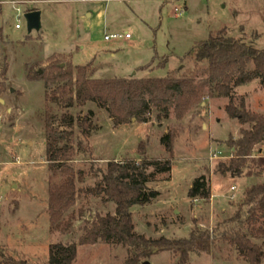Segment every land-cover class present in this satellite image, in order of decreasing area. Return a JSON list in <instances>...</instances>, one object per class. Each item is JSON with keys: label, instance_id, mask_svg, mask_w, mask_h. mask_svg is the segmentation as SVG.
<instances>
[{"label": "rangeland", "instance_id": "obj_1", "mask_svg": "<svg viewBox=\"0 0 264 264\" xmlns=\"http://www.w3.org/2000/svg\"><path fill=\"white\" fill-rule=\"evenodd\" d=\"M33 10L41 12V29L29 32L24 14ZM0 28V264L8 259L48 264L49 246L57 242L77 243L72 264H127L133 256L123 245L78 243L85 219L114 212L113 204L90 193L81 192L75 212L81 209L84 216L70 233L50 229L53 171L46 160L47 113L61 129L68 128L63 114L71 116L75 136L86 147L70 163L84 172L80 188L95 186L110 161H171V171L156 173L148 183L158 196L131 208L136 231L147 238H185L194 228H215L235 213L252 184L264 182V144L241 176L223 177L215 171L223 158L209 160L218 150L227 156L228 139L238 138L242 127L228 117L223 98L207 99L200 113L194 111L181 121L172 114L160 118L153 110L147 123L133 119L116 127L96 103L67 106L62 99H51L54 85L45 87L53 58L63 66L92 62L95 78H159L173 70L189 73L201 67L188 53L221 29L264 49L263 0H0ZM111 34L122 37L105 40ZM236 94L245 98L248 108L264 113L259 80L237 87ZM85 117L91 124L86 138L79 125ZM171 129L177 131L172 154L161 143ZM201 174L210 179L213 203L188 196ZM214 250L192 253L188 264H250L226 243ZM178 259L173 252L154 251L140 264H177Z\"/></svg>", "mask_w": 264, "mask_h": 264}, {"label": "trees", "instance_id": "obj_2", "mask_svg": "<svg viewBox=\"0 0 264 264\" xmlns=\"http://www.w3.org/2000/svg\"><path fill=\"white\" fill-rule=\"evenodd\" d=\"M264 1V0H263ZM0 37L2 29L0 28ZM196 65L189 73L173 70L159 78H95L93 63L74 66L53 58L45 87L55 86L51 99H62L67 106L94 102L107 110L116 127L133 119L147 123L153 110L160 118L172 114L178 121L192 112L200 113L207 99L223 98L227 101L225 111L229 118L242 125L238 138L230 137L227 146L232 152L222 159L216 172L232 177L241 176L248 161L262 151L264 144V113L248 108L245 98L236 94V88L259 80L264 88V49L256 48L241 38L230 36L226 29L211 34L198 42L188 53ZM54 70V72H53ZM44 136L46 160L53 171L49 178L48 212L50 229L70 233L84 211L75 212L81 192L100 197L103 202L114 205V212L89 216L82 225L80 245L104 242L123 245L132 252L127 264H140L154 251H170L178 254L177 264H188L192 253L207 252L226 243L239 257L250 264L264 260V182L252 184L235 213L212 229L194 228L188 237L147 238L136 231L131 208L150 203L158 196L148 183L156 173L171 171L169 159L143 158L137 162H113L107 164L95 186L80 188L84 172L70 164L76 154L86 151L83 141L75 136L73 118L63 114L62 122L68 128L54 124V117L45 114ZM79 125L83 137L90 136L88 117ZM177 131L171 129L161 138L170 154L173 152ZM146 151L143 149L142 153ZM152 169L150 172L149 170ZM211 182L204 174L196 177L188 191L192 200L211 199ZM225 228L221 231L220 227ZM216 255V253H215ZM77 257V243H53L49 246L48 264H72ZM2 264H28L25 260L8 259Z\"/></svg>", "mask_w": 264, "mask_h": 264}, {"label": "water", "instance_id": "obj_3", "mask_svg": "<svg viewBox=\"0 0 264 264\" xmlns=\"http://www.w3.org/2000/svg\"><path fill=\"white\" fill-rule=\"evenodd\" d=\"M24 17L27 22V28L29 32L33 30L41 29V12L39 10H33L26 12ZM143 264H149L147 261L143 262Z\"/></svg>", "mask_w": 264, "mask_h": 264}, {"label": "built area", "instance_id": "obj_4", "mask_svg": "<svg viewBox=\"0 0 264 264\" xmlns=\"http://www.w3.org/2000/svg\"><path fill=\"white\" fill-rule=\"evenodd\" d=\"M15 27H16V28H20V27H21L20 23L17 22V23L15 24ZM121 37H122L121 34H111V35H106V36H105V40H110V39H112V38H121ZM125 37L128 38V37H129V34H126ZM221 158L225 159V158H227V157L223 156L222 153H221L220 151H214V152H211V154H210V156H209V160H210V161H214V160L221 159ZM235 188H236L235 186H232V187H231V190H235ZM0 202H1V196H0Z\"/></svg>", "mask_w": 264, "mask_h": 264}, {"label": "crops", "instance_id": "obj_5", "mask_svg": "<svg viewBox=\"0 0 264 264\" xmlns=\"http://www.w3.org/2000/svg\"><path fill=\"white\" fill-rule=\"evenodd\" d=\"M218 151H220V152H222L221 150H218ZM231 151L229 150V154L227 155V156H225V157H227V158H229L230 156H231ZM223 177H225V175L223 176ZM232 186H234V185H232ZM231 186V187H232ZM231 187H230V189H231ZM236 189V188H235ZM211 190H212V188H211ZM215 197V195H214V193L212 192V194H211V203H213V198Z\"/></svg>", "mask_w": 264, "mask_h": 264}]
</instances>
